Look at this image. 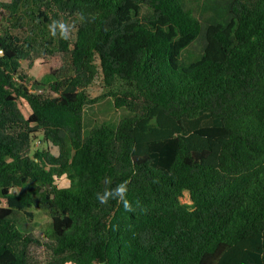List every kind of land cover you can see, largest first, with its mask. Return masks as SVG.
Here are the masks:
<instances>
[{
    "label": "trees",
    "instance_id": "16d2710c",
    "mask_svg": "<svg viewBox=\"0 0 264 264\" xmlns=\"http://www.w3.org/2000/svg\"><path fill=\"white\" fill-rule=\"evenodd\" d=\"M23 7L20 33L3 17ZM38 45L63 63L31 80ZM0 50V264H31L32 207L48 264H264V0H0ZM103 97L131 114L85 132ZM125 181L134 211L99 203Z\"/></svg>",
    "mask_w": 264,
    "mask_h": 264
},
{
    "label": "rangeland",
    "instance_id": "374dc122",
    "mask_svg": "<svg viewBox=\"0 0 264 264\" xmlns=\"http://www.w3.org/2000/svg\"><path fill=\"white\" fill-rule=\"evenodd\" d=\"M209 0H192V3L197 5L201 2H208ZM27 8H22L18 15L12 20L9 18V14L5 13L3 17V22L8 24L13 31L22 32L23 29L27 28L30 23V14L26 12ZM64 22L74 24L71 36L74 37L75 32V19L67 18L61 19ZM11 21V22H10ZM26 33V32H25ZM38 51L36 52L31 59V61H23V69L27 73L29 79H42L47 73L51 70L59 67L63 62L62 55L56 48L52 45H47V48L42 46H37ZM89 93L92 97L100 95L104 88L103 84L98 78L94 84L89 88ZM49 89H45V92H49ZM20 107L26 115L29 113V107L26 102L19 101ZM131 113L125 107H116L114 105L113 99L111 97L99 98L96 102L86 104L84 107V131L88 132L91 128L99 126L101 124H108L112 127H115L118 121ZM41 137H39L40 139ZM34 144V142H33ZM45 144L41 140L39 147H44ZM50 150L57 154V148L55 146H50ZM57 185L60 187H67L69 185V180L66 176L59 178L56 181ZM184 202H191L189 199L188 192L186 191L182 197ZM33 212V218L28 220L25 217L23 211H18L16 216L19 218L18 227L21 231H30L35 233L41 240L40 245L34 244L31 247V264H48V261L51 257L49 249L46 247V242L50 240V226H51V216L44 209H37L32 207L30 209Z\"/></svg>",
    "mask_w": 264,
    "mask_h": 264
},
{
    "label": "clouds",
    "instance_id": "9594fccd",
    "mask_svg": "<svg viewBox=\"0 0 264 264\" xmlns=\"http://www.w3.org/2000/svg\"><path fill=\"white\" fill-rule=\"evenodd\" d=\"M78 18L81 22L85 20V16L83 13L78 14ZM74 28V24H70L64 22L63 20H52L48 25L49 33L52 37L59 36L62 40H69L71 38L72 30ZM111 178H105V184H110ZM127 181L118 184L115 188H105L103 193H96V198L101 204H107L109 200H117L118 203H122L124 209L128 212L134 211L131 203L127 200ZM68 264H72L71 261Z\"/></svg>",
    "mask_w": 264,
    "mask_h": 264
},
{
    "label": "built area",
    "instance_id": "2783aa9c",
    "mask_svg": "<svg viewBox=\"0 0 264 264\" xmlns=\"http://www.w3.org/2000/svg\"><path fill=\"white\" fill-rule=\"evenodd\" d=\"M0 53H2V50H0ZM37 144H39L40 143V141L39 140H37V142H36Z\"/></svg>",
    "mask_w": 264,
    "mask_h": 264
}]
</instances>
